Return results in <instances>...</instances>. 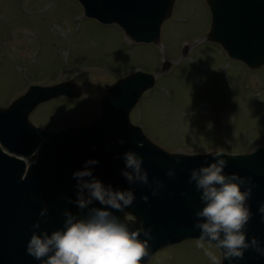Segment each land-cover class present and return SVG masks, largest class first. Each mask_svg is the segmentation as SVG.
I'll use <instances>...</instances> for the list:
<instances>
[{
	"label": "water",
	"instance_id": "95a60500",
	"mask_svg": "<svg viewBox=\"0 0 264 264\" xmlns=\"http://www.w3.org/2000/svg\"><path fill=\"white\" fill-rule=\"evenodd\" d=\"M78 1L86 17L105 25H118L136 43L158 44L162 26L171 16L176 0ZM207 3L212 14L209 40L222 45L230 58L249 69L263 67L264 0H207ZM168 65L163 66V72L168 71ZM155 84L154 75L141 71L119 79L102 99V113L98 119L88 126L59 134L35 127L29 116L40 104L53 99L80 98L82 89L72 81L51 87L31 86L9 108L0 107V264H42L27 253L33 232L46 231L51 235L62 229L65 211L81 217L87 215V209L81 212L67 200H76L77 181L73 173L84 170L85 162L93 159L99 164L89 168L104 185L134 190L136 199L131 206L123 212L111 211L125 222V214L133 215L137 222H127L132 230L140 227V221L146 229H152L155 239L149 241L151 255L142 264H149L165 248L199 239L200 230L194 227L195 213L202 210L204 204L195 182L189 183V180L192 170L208 166L218 158L227 161L224 174L251 177L248 186L252 187V195L247 204L252 219L245 232L249 242L255 237L264 247V220L259 212L264 203V148L244 155L224 153L221 157L213 156L217 152L195 155L166 152L130 121L132 110ZM119 140L124 144H119ZM141 144L143 147H138ZM1 146L14 155L25 157L42 147L38 163L27 170L22 159L10 156ZM129 150L143 158L142 167L147 170L153 188L154 179L163 182L164 188L157 195H152L148 185L139 182L129 185L121 175L125 167L122 157ZM170 169L176 173L175 178L167 176ZM145 195L149 198L147 203L142 199ZM93 206L103 207L95 201L90 207ZM45 207L48 209L46 218L40 216ZM38 220L40 228L34 229ZM140 239L145 237L141 235ZM221 264H264V257L249 248L243 259L230 262L222 255Z\"/></svg>",
	"mask_w": 264,
	"mask_h": 264
},
{
	"label": "rangeland",
	"instance_id": "374dc122",
	"mask_svg": "<svg viewBox=\"0 0 264 264\" xmlns=\"http://www.w3.org/2000/svg\"><path fill=\"white\" fill-rule=\"evenodd\" d=\"M211 23L206 0H176L160 42L136 44L118 26L87 19L76 0H0V107L30 85L72 81L80 98L40 104L29 117L54 133L87 126L107 89L142 70L157 80L130 121L148 139L170 153H252L264 147V66L229 58L209 40ZM197 241L168 247L150 264H213Z\"/></svg>",
	"mask_w": 264,
	"mask_h": 264
},
{
	"label": "clouds",
	"instance_id": "9594fccd",
	"mask_svg": "<svg viewBox=\"0 0 264 264\" xmlns=\"http://www.w3.org/2000/svg\"><path fill=\"white\" fill-rule=\"evenodd\" d=\"M118 143L122 145L124 141ZM223 155L217 152L213 156ZM122 159L125 167L121 175L129 185L137 182L148 185L152 188L153 196L164 188L163 182L158 179L153 180L154 188L149 184L148 172L142 167L143 158L136 152H125ZM179 163L177 160L176 164ZM98 164V160H88L84 170L73 173V179L77 181L76 200H67V203L75 204L81 212L87 209V215L81 217L65 211L62 229L53 231L51 235L46 231L40 234L33 232L27 253L41 260L42 264H142V261L150 257L149 241L155 239L152 229H146L143 221H140V227L132 230L127 222L121 221L111 211L123 212L131 206L136 199L134 190L114 189L111 185H104L89 168L90 165ZM226 167L227 161L218 158L208 166L192 170L189 180V183L195 182L204 204L202 210L195 213L194 227L201 233L197 246L213 264H220L217 250L222 252L223 259L230 262L243 259L249 248L264 257V247L260 246L255 237L249 242L245 232L246 225L252 219L247 204L252 195V187L248 186L251 185V177L224 174ZM167 176L175 178L176 173L170 169ZM242 186L245 190H242ZM142 199L147 203L149 198L145 195ZM94 201L103 207H90ZM259 212L264 220V203L260 205ZM47 215L48 209L45 207L40 211V216L46 218ZM44 222L47 223V220ZM40 224L38 220L33 228L39 229ZM141 235L145 239H140Z\"/></svg>",
	"mask_w": 264,
	"mask_h": 264
},
{
	"label": "flooded vegetation",
	"instance_id": "af4514ba",
	"mask_svg": "<svg viewBox=\"0 0 264 264\" xmlns=\"http://www.w3.org/2000/svg\"><path fill=\"white\" fill-rule=\"evenodd\" d=\"M130 220H132V219H130Z\"/></svg>",
	"mask_w": 264,
	"mask_h": 264
}]
</instances>
